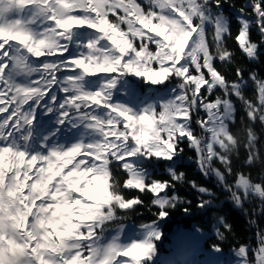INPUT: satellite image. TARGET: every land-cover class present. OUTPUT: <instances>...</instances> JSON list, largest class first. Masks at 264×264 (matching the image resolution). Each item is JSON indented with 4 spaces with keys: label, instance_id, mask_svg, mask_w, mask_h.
<instances>
[{
    "label": "snow or ice",
    "instance_id": "obj_1",
    "mask_svg": "<svg viewBox=\"0 0 264 264\" xmlns=\"http://www.w3.org/2000/svg\"><path fill=\"white\" fill-rule=\"evenodd\" d=\"M224 3L0 0V264H154L159 221L185 202L176 191L185 174L175 169L185 142L201 174L214 175L236 207L264 203V175L254 182L233 169L241 146L246 165L258 161L253 125H264V78L253 70L246 79L238 65L235 81L221 71L235 63L230 39L250 62L259 60L264 0H250L254 19L245 7L237 10L235 35ZM253 25L259 41L251 38ZM129 77L149 89L138 103L115 96H138ZM248 80L258 104L244 94ZM232 97L247 125L241 117L237 126ZM40 109L55 115L57 127L37 123ZM65 125L78 135L61 143ZM159 161L168 162L170 179L149 170ZM187 182L209 197L198 198L197 207L214 206L211 189ZM128 190L150 193L158 209L156 220L131 232L123 221L144 200ZM216 219L223 238L220 229L231 225ZM221 252L219 245L205 250L204 264H219ZM234 254L236 264H264V236L254 250L241 246Z\"/></svg>",
    "mask_w": 264,
    "mask_h": 264
},
{
    "label": "trees",
    "instance_id": "obj_2",
    "mask_svg": "<svg viewBox=\"0 0 264 264\" xmlns=\"http://www.w3.org/2000/svg\"><path fill=\"white\" fill-rule=\"evenodd\" d=\"M144 5V0H138ZM250 0H227L223 4V11L229 17L232 27V34L235 35L239 24L236 21L238 9L245 7L249 13V19H254L251 15L252 9L249 6ZM146 7V6H145ZM114 19V17H112ZM251 38L254 41H259L260 36L257 28L253 25L251 29ZM227 46L235 51V63L229 64L226 67H221V71L227 76L229 81H235V67L241 66L245 68L244 76L247 79L249 72L255 70L260 78H264V45L260 47V55L258 61L250 62L241 50L237 47V42L228 40ZM219 66V64H218ZM139 78L129 77L130 84L134 85L138 96H125L122 91L115 93L118 99L138 103L139 100L144 99V94L149 91L146 85L139 83ZM177 81L173 79L169 87H173ZM163 94H167V90H160ZM219 93V89H217ZM244 94L250 100L258 104V91L251 80L247 81V86L244 88ZM214 99V96L212 97ZM236 102L237 108V126H240V118L244 117V124L247 125L248 120L245 115V109L237 98L232 97ZM200 117L205 118V113L200 111ZM195 120V118H194ZM194 129L199 133V127L193 123ZM253 128L258 136L255 149L258 154V161L251 166L245 164L248 152L243 146L240 147L239 153L233 156L234 172L250 173L254 182H258L262 175H264V125L257 121ZM182 147L184 152L175 161V169L177 172L185 174V182L176 184V191L182 199L176 207L169 209V215L159 221L162 230V237L156 241L157 255L154 258V264H165L166 261H175L176 264H204L205 250H211L213 245H219L222 252L217 254L219 264H236L237 257L235 250L241 246H249L252 250L259 246V239L264 236V203L256 198L251 202L243 203L242 207H236L228 197L229 193L224 191L218 185L216 177L210 175L207 178L198 170L196 163V152L190 149L185 142ZM168 162L159 161L155 163L154 168H149L154 178L170 179L165 168ZM145 167H149L145 162ZM216 167H221L219 163ZM124 177L122 176L121 179ZM235 175L229 176L228 181L232 183L235 180ZM196 181L198 185H203L212 188L214 193V206L208 208L197 207L198 198L209 199L207 196L201 197V194L196 192L187 181ZM128 196L141 195L144 200L143 206H137L134 212L127 213V219L123 221L126 225V231L131 232L135 230L142 223H149L157 219L156 213L158 209L152 207L150 204L151 194H140L137 190L126 191ZM171 195V192H169ZM190 202V203H188ZM188 211L185 212L184 209ZM124 213H121L123 215ZM222 216L231 225L229 231L220 229L223 238L217 236L216 228L219 226L216 217ZM194 233H190L189 230ZM183 236L186 242L179 243V238ZM253 251H249L248 259H253Z\"/></svg>",
    "mask_w": 264,
    "mask_h": 264
}]
</instances>
